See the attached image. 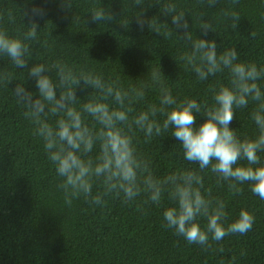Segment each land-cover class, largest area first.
<instances>
[{"label":"trees","instance_id":"obj_1","mask_svg":"<svg viewBox=\"0 0 264 264\" xmlns=\"http://www.w3.org/2000/svg\"><path fill=\"white\" fill-rule=\"evenodd\" d=\"M69 2L71 8L62 9V0H0V28L11 36L26 33L33 5L44 8L45 15L35 17L37 39L28 41L29 67L33 63L49 68L63 64L75 75H100L106 83L118 81L129 91L148 85L144 99L133 105L135 112L130 116L149 104L159 106L161 91L152 81L154 70H161L163 84L174 99L192 98L202 107L213 103L211 88L228 82L227 70L200 81L185 68L181 56L188 48L177 36L171 16L162 13L166 4L186 13L197 38L201 37L199 17L204 14L213 27L204 38L214 40L219 52L235 47L240 61L264 67V0H239L238 4L219 0L213 8L201 0H151L145 10L149 25L142 31L136 24L141 9L133 0ZM148 3L145 0V5ZM100 7L111 11L114 19L92 22L91 12ZM225 12L240 15L237 28L230 27L232 21ZM251 32L257 35L252 37ZM51 74L55 79L54 68ZM5 75L11 81L0 79V264H264V200L254 195L247 183L240 185L241 194L233 195L227 182L217 183L210 169L200 172L198 165L184 159L180 143L170 132L145 143L144 134L135 130L137 151L151 162L154 174L163 178L175 171H197L212 197L225 201L228 222L236 219L242 208L254 215L251 231L229 235L220 244L210 240L212 248L207 250L188 244L165 226L163 212L172 206L167 192L159 205L145 203L147 197L142 194L129 203H124L122 196H105L104 207L81 197L69 207L43 140L34 134L36 126L25 117L26 108L13 94L16 84H24L37 95L35 80L27 69H17L10 58L0 55V77ZM259 83L264 85V81ZM75 91L78 111L97 95L90 86L81 85ZM252 108L250 103L237 110L230 124L241 137L254 133ZM83 116L90 127H100L87 113ZM58 118L50 116L49 122L54 124ZM196 118L199 124L204 116L196 114ZM157 120L162 123L163 116L158 114ZM261 156L264 158V153ZM98 191H103L100 184L94 186L93 195ZM200 223L203 227L206 219Z\"/></svg>","mask_w":264,"mask_h":264},{"label":"clouds","instance_id":"obj_2","mask_svg":"<svg viewBox=\"0 0 264 264\" xmlns=\"http://www.w3.org/2000/svg\"><path fill=\"white\" fill-rule=\"evenodd\" d=\"M208 8L216 7L219 0H201ZM238 4L239 0H232ZM140 7L136 16L137 27L142 31L149 21L145 19V0H133ZM61 8H71L69 0H62ZM162 13L171 16V24L179 39L188 48L181 60L185 68L196 74L200 81L222 74L227 70L228 82L220 83L210 91L213 103L202 105L197 100L174 99L169 88L164 86L161 70L151 74L153 83L160 86L159 106L149 104L146 110L135 112L133 105L144 99V88L124 90L118 81L106 83L100 75L80 73L75 75L71 68L54 64L53 79L51 68L43 63H33L30 67L28 41L37 39L35 17L44 16L45 9L33 5L29 15V30L19 36H11L0 28V55L10 58L17 69H27L34 78L38 94L26 90L24 84H16L13 94L19 104L26 108L24 115L35 127V135L42 138L48 159L60 178L58 188L64 193L65 203L71 207L74 199L84 198L86 202L104 207L105 196L123 197L124 203L135 201L142 194L145 203L159 205L162 195L167 192L172 206L163 212L165 226L183 237L188 244L199 245L205 250L212 248V242L220 244L232 234L245 235L252 230L254 215L241 209L238 217L228 222L226 203L214 199L210 188L205 189L203 177L195 170L175 171L159 178L151 167V162L141 156L134 143L135 130L144 134L145 143L154 137L171 133L180 143L183 157L191 164L198 165L200 172L211 171L217 183L227 182L229 192L239 195L240 185L249 184L251 192L264 200V67L255 62L239 60L235 47L222 52L212 39H206L213 31L212 24L199 17L201 37L193 35L184 11H177L176 5L166 4ZM232 21L230 27L237 28L240 15L225 12ZM111 11L102 7L91 12V21H111ZM158 33V32H157ZM171 33H169L170 35ZM255 37L257 33L251 32ZM8 83L6 75L0 77ZM91 87L97 93L91 101L75 107L79 98L75 89L78 86ZM253 105L251 119L255 125L251 135H238L230 127L236 118L237 110ZM93 118L97 129L90 127L83 114ZM158 114L163 116L158 122ZM196 114L204 119L197 124ZM59 117L55 123L49 117ZM98 146V148H97ZM94 149H97L94 152ZM102 185L103 191L93 195L95 185ZM143 211V209H141ZM206 219L201 226L200 220ZM219 251H223L220 247Z\"/></svg>","mask_w":264,"mask_h":264}]
</instances>
